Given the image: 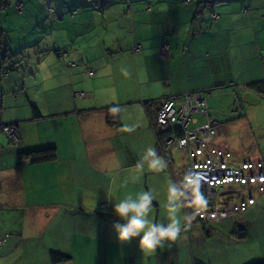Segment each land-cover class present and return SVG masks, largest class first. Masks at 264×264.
<instances>
[{
	"label": "crops",
	"instance_id": "0c3cea01",
	"mask_svg": "<svg viewBox=\"0 0 264 264\" xmlns=\"http://www.w3.org/2000/svg\"><path fill=\"white\" fill-rule=\"evenodd\" d=\"M25 6L19 16L34 12L32 31L41 37L29 54L37 55L42 40L47 50L33 67H15L7 25L15 7L3 11L2 41L12 56L2 60L11 70L0 71V124L18 122L21 142L0 133V264H198V236L187 226L184 207L179 237L144 253L139 237L118 240L113 225L124 221L113 206L130 192L153 189V214L167 222L168 182L179 181L181 167L161 155L153 123L168 96L210 91V108L227 112L236 92L243 114L213 113L219 122L214 142L239 159H264V92L248 86L264 82V0H27ZM164 39L165 59L159 56ZM58 49L66 57L55 58ZM41 56L58 67H39ZM108 106L117 111L118 127L105 120ZM47 146L55 147V159L19 158ZM149 146L166 167L156 172L145 163L141 174L135 165ZM261 210L264 194L240 214L235 226L243 237L254 231L251 220ZM243 237L219 243L225 259L218 264H264V250L257 255ZM244 245L253 254L227 258ZM51 252L70 258L52 262Z\"/></svg>",
	"mask_w": 264,
	"mask_h": 264
},
{
	"label": "built area",
	"instance_id": "2783aa9c",
	"mask_svg": "<svg viewBox=\"0 0 264 264\" xmlns=\"http://www.w3.org/2000/svg\"><path fill=\"white\" fill-rule=\"evenodd\" d=\"M16 5L22 7L20 2ZM211 17L216 18L217 14L211 13ZM138 49L139 45L133 47L135 51ZM60 54L61 57L66 56L64 52ZM168 55L169 43L164 39L159 56L165 59ZM221 94V91L216 92V95ZM210 95L211 92L206 91L165 97L156 111L153 125L155 131L165 133L161 142V155L165 161H171L172 148L185 152L186 160L181 167L179 181L190 172L203 178L200 191L207 201L206 206L201 208L185 202L184 207L187 217L190 215L204 223L243 214L255 203L259 194H264V159H239L231 150L214 142L219 122L213 113L228 118L238 117L243 114L241 99L233 92V109L225 112L210 108ZM198 115L204 116L205 120L199 122ZM18 124L0 125V133L10 142L20 144ZM29 160V157H22L24 163ZM3 243L4 238H0V247Z\"/></svg>",
	"mask_w": 264,
	"mask_h": 264
},
{
	"label": "clouds",
	"instance_id": "9594fccd",
	"mask_svg": "<svg viewBox=\"0 0 264 264\" xmlns=\"http://www.w3.org/2000/svg\"><path fill=\"white\" fill-rule=\"evenodd\" d=\"M125 131H132V128L125 127ZM145 163L151 171L160 172L166 167L154 147L149 146L143 157L137 162L135 168L142 174ZM139 177L133 178V183ZM203 178L195 173L185 174L182 181H169L167 196L163 207L166 210V221L157 220L154 216V201L158 199L155 190H141L136 193H128L122 199L114 202V213L124 221L115 223L113 228L117 238L121 242H127L139 237V246L144 253H154L157 248H163L167 243L175 241L182 231L181 209L185 202L198 207L206 206V199L200 191V184ZM127 184V181H125ZM109 199L112 200L109 193ZM113 201V200H112ZM186 219V218H184Z\"/></svg>",
	"mask_w": 264,
	"mask_h": 264
},
{
	"label": "rangeland",
	"instance_id": "374dc122",
	"mask_svg": "<svg viewBox=\"0 0 264 264\" xmlns=\"http://www.w3.org/2000/svg\"><path fill=\"white\" fill-rule=\"evenodd\" d=\"M24 2V10H26L25 4H27V0H22ZM12 8L9 6L5 9H2L0 11V29L4 30L3 27V11L11 10ZM32 9V8H31ZM29 9V10H31ZM23 10V12H25ZM13 11V10H12ZM15 12L9 14L12 15V17L7 21V25L11 27V32L8 36V40L11 43V46L13 50L17 53L14 55V63L15 67H33L32 64L35 63L36 58L39 57L40 54H44L45 50H47L46 43L43 42V40L39 44V49H36L38 51L37 55H30L29 50L30 47L33 45V41L36 44L38 40L40 41L41 37L38 38L39 32H33V26L34 23L32 20L35 18V15L32 14L34 12H30L29 14L25 15L23 13L22 16H19L21 14H18L16 9ZM13 19V20H12ZM36 36V37H35ZM35 38V39H34ZM34 39V40H33ZM25 56V57H24ZM57 58V55H55ZM23 60V63H22ZM25 60V61H24ZM44 60L39 67H58L55 66L52 60L50 58H47V60H50V63L47 61L45 62L46 58L42 59ZM11 64H9L7 67H10ZM85 67V66H84ZM243 104V102H242ZM171 155H172V161L176 166L182 167L185 163V152L183 150H179L178 148H172L171 149ZM243 217L241 215H234L230 216L225 221H213L208 222L202 225L199 222H191V230L195 229L193 233L195 236H198V239H195L194 241V254H197L194 256V260L200 264L205 260V264L208 262H213L215 264L220 263L225 259V255L221 253V248L219 247V243L224 241H230L237 239V229H236V223L242 221ZM221 221V222H220ZM251 223L254 227V231L252 227L249 228L248 232L246 233V237H243V240L250 241L252 240V244L255 245L254 247L257 250V255L261 254V250H264V210L256 212V214L252 217ZM198 224V225H197ZM209 226L210 229L207 230L206 227ZM193 234V236H194ZM202 239V243L199 241ZM255 239H258L257 241ZM247 245L241 246L240 252L233 251L227 258H240L242 256H245V251L248 250V252L252 253L251 250L247 248ZM232 249V248H231ZM253 254V253H252Z\"/></svg>",
	"mask_w": 264,
	"mask_h": 264
},
{
	"label": "trees",
	"instance_id": "16d2710c",
	"mask_svg": "<svg viewBox=\"0 0 264 264\" xmlns=\"http://www.w3.org/2000/svg\"><path fill=\"white\" fill-rule=\"evenodd\" d=\"M19 2L22 4L21 8H18V6L16 5ZM11 5H14L15 9L18 12H20V13H22L23 10H24V2L22 0H19V1L15 2V3H11L10 0H0V11L2 9H5V8L11 6ZM55 52H56L58 58H63V57H61L60 52H64L65 53V51H63L62 49L55 50ZM11 56H12V54L9 51L8 45L7 44H3V41H2V30L0 29V71L2 73H4V74H7V72L11 70V66L9 68H4L3 69L2 68V60H4L5 58L9 60L11 58ZM248 86H249V88H253V89L258 90L260 92H264V82H262V81H257V82L250 83ZM239 98L241 99V102H243L241 96H239ZM33 110H34L35 115H39V112L37 111V109L33 108ZM217 110H222V109H217ZM105 113H106L105 120L110 126L118 127L120 125L119 117H118L117 111H116L114 106L106 107ZM8 124H11V123H8ZM0 125H5V124H0ZM153 125H154V123H153ZM155 133L157 135L158 142L160 143V145H162L161 142H162V138L165 135V133L158 132L157 130L155 131ZM24 156L30 157L31 162H33V163H40V162H45V161H49V160L55 159L56 158V151H55V147L47 146V147H41V148L28 150V151H25L23 153H20L19 154V158L21 159V161H22V157H24ZM184 210H185V207H184ZM185 217H186V220H187V226L191 222H194V221L195 222H200V221H196L190 215H188V217H187L186 211H185ZM200 223L204 224V222H200ZM236 229H237V233L236 234H237L238 238H242L245 235V231L243 230V228L242 229L236 228ZM50 258H51L52 262H59V261L68 260L70 258V256L67 255V254H64V253H60V252H51L50 253Z\"/></svg>",
	"mask_w": 264,
	"mask_h": 264
},
{
	"label": "water",
	"instance_id": "95a60500",
	"mask_svg": "<svg viewBox=\"0 0 264 264\" xmlns=\"http://www.w3.org/2000/svg\"><path fill=\"white\" fill-rule=\"evenodd\" d=\"M208 230V228H206Z\"/></svg>",
	"mask_w": 264,
	"mask_h": 264
}]
</instances>
